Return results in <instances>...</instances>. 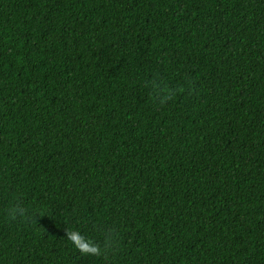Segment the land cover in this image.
Here are the masks:
<instances>
[{
	"label": "trees",
	"instance_id": "1",
	"mask_svg": "<svg viewBox=\"0 0 264 264\" xmlns=\"http://www.w3.org/2000/svg\"><path fill=\"white\" fill-rule=\"evenodd\" d=\"M0 264H264V0H0Z\"/></svg>",
	"mask_w": 264,
	"mask_h": 264
},
{
	"label": "clouds",
	"instance_id": "2",
	"mask_svg": "<svg viewBox=\"0 0 264 264\" xmlns=\"http://www.w3.org/2000/svg\"><path fill=\"white\" fill-rule=\"evenodd\" d=\"M69 239H70L71 241L75 242V241L78 239V237L73 233V234H70V235H69Z\"/></svg>",
	"mask_w": 264,
	"mask_h": 264
}]
</instances>
